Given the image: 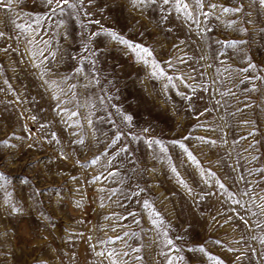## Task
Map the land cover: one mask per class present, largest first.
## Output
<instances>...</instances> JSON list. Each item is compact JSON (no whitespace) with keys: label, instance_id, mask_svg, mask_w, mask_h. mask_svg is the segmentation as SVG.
I'll return each mask as SVG.
<instances>
[{"label":"rangeland","instance_id":"obj_1","mask_svg":"<svg viewBox=\"0 0 264 264\" xmlns=\"http://www.w3.org/2000/svg\"><path fill=\"white\" fill-rule=\"evenodd\" d=\"M82 2L90 16L81 12L77 18L71 9L50 13L46 0H14L11 9L0 8V173L7 176L6 190L0 188V264H112L114 259L137 264V255L139 264H163L170 253L163 229L151 223L154 217L143 207L145 198L164 218L163 227L170 226L177 254L184 257L173 264H211L203 253L189 251L200 244L224 264H264V172L251 171L264 168V80L246 79L264 77V9L258 0H203L205 9L208 3L218 7L209 10L207 20L197 16L196 23L165 9L168 20L161 27L159 3L133 10L129 0H119L118 6L112 0ZM105 3L109 6L99 11ZM241 4L239 13L220 8ZM101 26L134 42L144 31L147 43L152 37L159 41V59L173 57V68H165L173 76L167 89L103 33L88 45L93 56L84 53L80 61L88 34ZM166 27L173 31L165 35ZM234 40L246 43L233 46ZM49 52L55 61L44 59ZM93 58L100 76L88 95L103 91L105 103L89 109L83 88L78 86L73 97L62 85L71 103L61 106L79 115L60 113L57 105L65 97L53 100L55 89L41 75L47 80L68 75V83L82 85ZM248 63L256 67L248 69ZM78 66L84 75L73 72ZM125 114L132 119L124 121ZM117 131L121 135L113 142ZM150 138L163 141L165 151L150 147ZM173 140L184 143L198 163ZM123 144L127 151H118ZM94 156L99 157L95 164L86 163ZM172 166L192 187L191 197L178 185ZM193 175L198 185L192 184ZM137 188L144 191L133 196ZM197 193L207 196L194 204ZM13 204L23 211L11 213ZM138 246L139 252L131 251Z\"/></svg>","mask_w":264,"mask_h":264},{"label":"snow or ice","instance_id":"obj_2","mask_svg":"<svg viewBox=\"0 0 264 264\" xmlns=\"http://www.w3.org/2000/svg\"><path fill=\"white\" fill-rule=\"evenodd\" d=\"M13 2H14V0H7L6 3L0 4V8L5 9V10H9L13 7ZM87 3L89 6H91L93 3V0H87ZM112 3H113V5L118 6L119 0H112ZM157 3H159V5L161 6V13H162L161 18L157 21V27H161V26L165 25L166 21L168 20V16L163 15L165 9H167L169 12L174 10L176 13L183 15L186 20H191L192 22L196 23L197 22V20H196L197 16L203 17L204 20H207L208 16L211 14V12L209 10H214L218 7V5L215 3H208L207 8L205 9V4H204L203 0H129V6L133 10H135L137 8H145L149 5L155 6ZM258 5L261 9H264V0H258ZM108 6L109 5L107 3H105L104 8L99 9V11H104V9L107 8ZM46 7H47V11L50 13H53V14H55L57 11H59L60 13H64L66 10L71 9L77 15V18H79V13H81V12H83L85 16L91 15L90 12L86 11L82 0H46ZM253 7H255V4L253 5ZM220 8H221V11H223V12L239 13L242 11L243 5L241 4V5L235 6V7L220 6ZM48 18L50 19V17H48ZM94 22L99 24V21H94ZM87 23H89V22L88 21L83 22V24H87ZM231 23H233V21H229V24H231ZM248 23H252V21L249 20ZM60 24H63V21H60L59 24L57 25V27H59ZM82 27H83V25H82ZM23 28L28 29L29 26L27 24H25V25H23ZM33 31L39 32V31H41V29L36 28ZM163 31L166 35L167 33L172 32L173 28L172 27H166L163 29ZM200 31L205 32V31H210V29L201 28ZM240 31L245 32L246 29L241 27ZM260 31H264V29H260ZM101 33H103L106 37L110 38V40L118 42L119 45H123L124 48L122 49V51H124V54L126 56H129L130 59L134 58L137 63H142L144 66H146L148 69H150V71L147 73L149 75V78H159L163 83L164 89H167L168 85L172 83L173 76H170L168 74V72L165 70V68H167V69L173 68V63H172L173 57L168 56L166 61L160 60L159 57L156 55V52H157V50H162L161 45H160L159 41H157L154 37H152V43L151 44L147 43L143 39L145 37V35H147L146 31L140 33L141 40L139 42H134L133 40L126 38L125 35L121 34L120 32H118L113 27L101 26L97 31L90 32L88 34L86 42L82 45V47L80 49V51L82 53L79 56L80 61H83L85 59L84 53H87L90 57L93 56V53H92L91 49H89L88 45H89V43L93 42L92 37H96V36L100 35ZM2 35H3V33L0 32V36H2ZM68 35H69V33L67 32V30H65L64 36L67 37ZM43 43H47V41L45 40V41H43ZM179 43H183V41H179ZM225 43H229V42H225ZM230 43L233 46H236L237 44H244L246 42L243 40H241V41H235L234 40V41H231ZM172 47L175 48L176 45L173 44ZM31 55H36V53L32 52ZM184 55L186 56V54H184ZM49 58H51L53 61H55V58H56L55 53L49 52L48 56L44 57L45 60H48ZM243 58L245 60H249V57L246 53L244 54ZM176 62L180 63V64H184L185 60L177 58ZM95 65H96V61L93 58L91 70L89 71V73L87 75L84 76L86 83H84L82 85H78L77 83H68V81L70 79V77L68 75L60 76L58 79H52V80H47L44 75H41V79L44 80L45 84H47L50 87L55 89V91H53L51 94L53 100H58V98L60 96L65 97V99L60 100L58 105H57L58 111L60 113L70 115L71 117H77L79 115V113L77 111H70L68 108L61 106L63 104L71 103V100L67 97V93L64 91V88L62 87V85H66L67 89L72 93L73 97H78V95H79L77 92L78 86L83 88L84 89L85 106L88 107L89 109L94 110L96 103H98L101 106L105 103L106 94L103 93V91L101 92L100 96H97L95 98L88 95L89 85L99 82L100 73H99V70L96 68ZM161 65H164V67H162ZM255 67H256V65L253 63H248V65H247L248 69L255 68ZM241 71H246V69H242ZM73 72L79 73L80 75H84L83 70L79 66L77 68H74ZM175 78L177 80H180V81H182L184 79L182 73H175ZM246 79L264 80V77H257L255 75H253L252 77H246ZM5 83H7V81H5ZM109 83H111V82H109ZM172 86L175 87V85H172ZM250 87H251V89L255 90L256 85L251 84ZM177 94L180 95L181 97H183L184 99H188V97L182 92H178ZM17 99H19V97H17ZM33 119H35V118L33 117ZM131 119H132L131 115H128V114L123 115L124 121H130ZM73 123H79V121L74 120ZM87 123L89 125H91L92 120L89 118L87 120ZM243 123H247V121H243ZM25 131H28L26 125H25ZM142 131L146 132L147 129H143ZM32 135H34V133L29 132V136H32ZM120 135H121V133L119 131H117L115 134V137H113V142H115V140L118 139L120 137ZM52 136L55 137V133H53ZM16 139L19 140V137H17ZM4 143L7 147H14L15 146V145L11 144V142H9V141H5ZM148 143H149L150 147L153 144H155L157 146H160L161 152L165 151L163 141H161L159 139H156L153 141L150 138ZM171 143L173 145L179 144V147L183 150L187 159L189 161H191L193 164L198 163L196 156H194L193 153L191 151H189V149L185 146L184 143H181L180 141H177V140H173V141H171ZM252 143L254 144L255 141H253ZM28 146L32 147L34 145H28ZM127 149H128V144H123L122 148L119 149L118 151H127ZM105 151H107V149H105ZM128 154L131 155V153H128ZM98 159H99L98 156H94L90 161H86V163L95 164ZM108 159L111 160L112 157L109 156ZM252 159H255V156H253ZM112 171L114 173L115 169H113ZM170 171L173 174H175V176L177 177L178 185L181 188L185 189L186 194L189 197H191L193 189H192V187L189 186V184L185 180V178L183 176H181V174L177 171L175 166H172L170 168ZM251 171L257 172V173L264 172V168H253ZM249 175H251V172L249 173ZM261 179L264 180V176H261ZM198 183L199 182L196 179L195 175H193L192 184L198 185ZM217 184H219V186L221 188L223 187V184H220L219 181H217ZM248 187L251 188V184H249ZM0 188H4L5 190L7 188V176L3 173H0ZM143 191H144L143 189L137 188V190L135 192H133V196L139 195ZM206 196H207V193H205V195H200L199 193H197V195L195 197H193V203L196 204L198 201L204 200ZM261 200H264V197H261ZM252 203L255 204V201H252ZM143 207L148 209L151 216L154 217L153 219H151V223L153 225L163 229V231H162L163 245H164V247L167 248L168 253H170L169 255L166 256L163 264H173L174 261L175 262L183 261L184 257L177 254L179 252L177 244L174 243V240L172 238H170V236H169L170 226L168 228L163 227L165 224V220L161 216L160 212H158L153 207L152 203L150 202V200L148 198H145L143 200ZM257 207H259V206L257 205ZM10 211H11V213L15 214L19 211H23V209L18 207L15 204H13ZM262 214H264V210H262ZM128 215L130 217L134 218L133 223L139 222L138 218H136L135 212H130V213H128ZM121 219H123V217H121ZM118 239H119V237H112L111 238V240H118ZM157 239L159 240L160 237L157 236ZM175 239L180 240L181 237L177 236ZM262 242H264V238H262ZM217 243H219V241H217ZM229 250L233 251V249H229ZM131 251L134 253L139 252L140 247L138 246L136 248H132ZM189 251H198L200 253H203L204 257H206L207 261L211 262V264H224V261L219 256H214L211 252L206 251L205 246L202 244L197 245L195 249L189 248ZM111 255L115 256V253L112 252ZM124 255H127V252H125ZM160 255L163 256L164 253L161 252ZM242 255H243V253H241V256ZM135 260L137 261V264H139L141 257L139 255H137V256H135ZM112 264H118L117 260H115V259L112 260ZM121 264H122V262H121ZM200 264H205V261L200 260Z\"/></svg>","mask_w":264,"mask_h":264}]
</instances>
